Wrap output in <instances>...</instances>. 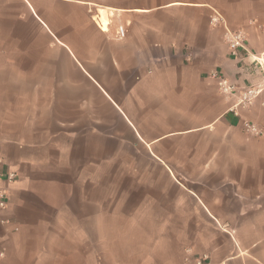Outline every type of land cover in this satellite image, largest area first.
Segmentation results:
<instances>
[{
	"label": "crops",
	"instance_id": "0c3cea01",
	"mask_svg": "<svg viewBox=\"0 0 264 264\" xmlns=\"http://www.w3.org/2000/svg\"><path fill=\"white\" fill-rule=\"evenodd\" d=\"M262 52L264 0H0V264H264V90L211 78Z\"/></svg>",
	"mask_w": 264,
	"mask_h": 264
},
{
	"label": "built area",
	"instance_id": "2783aa9c",
	"mask_svg": "<svg viewBox=\"0 0 264 264\" xmlns=\"http://www.w3.org/2000/svg\"><path fill=\"white\" fill-rule=\"evenodd\" d=\"M212 23H218L222 21L221 17L217 14L211 19ZM225 42L227 44L229 54L231 57L237 60H243L242 51H245V34L241 30L232 31L225 28L224 34ZM247 58L250 60V67L254 74L258 75V79L264 83V52L259 55H249L247 53ZM211 78L216 80L218 91L229 98L235 100L234 105L231 108V111L235 116L240 118L237 113V109H247L250 108L258 96L264 90V85H253L249 84L247 86L239 87L234 84L229 83L223 76L213 72L211 74ZM242 130L245 134L253 136V137H264V124L256 125L251 122L242 121ZM3 160L0 157V208H6L8 204V191L6 189L7 186L13 184L17 175L12 171H2ZM6 186L5 188L3 186ZM7 223V222H4ZM208 258L206 256H198L193 259H187L188 264H208Z\"/></svg>",
	"mask_w": 264,
	"mask_h": 264
},
{
	"label": "bare ground",
	"instance_id": "6f19581e",
	"mask_svg": "<svg viewBox=\"0 0 264 264\" xmlns=\"http://www.w3.org/2000/svg\"><path fill=\"white\" fill-rule=\"evenodd\" d=\"M103 12V11H102ZM102 18V17H101Z\"/></svg>",
	"mask_w": 264,
	"mask_h": 264
}]
</instances>
